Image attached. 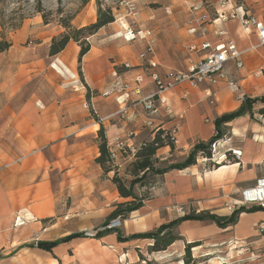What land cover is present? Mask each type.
Here are the masks:
<instances>
[{
    "label": "crops",
    "instance_id": "0c3cea01",
    "mask_svg": "<svg viewBox=\"0 0 264 264\" xmlns=\"http://www.w3.org/2000/svg\"><path fill=\"white\" fill-rule=\"evenodd\" d=\"M216 24L213 21L206 23L204 30L208 32L206 36L199 38V43H207L213 47L223 39L216 33L222 29H216ZM235 34L238 35L237 44L240 48H245L251 43L242 27H237ZM70 43L69 41L58 53L59 61L63 62L68 58ZM76 47L75 53L78 52V46ZM97 50L91 46L83 55L85 60L82 76L85 86H78L77 66L64 64L65 70L58 66V85L49 97L45 96L40 87L30 90L23 98L18 97L22 88L33 77L42 74L40 67L23 74L25 76L21 84L16 82L14 71L6 72V77L0 79V82L6 80L5 83H0V91L4 94L0 96V105L3 106L1 110L4 114L1 116L4 115L7 127L6 134H0L2 137L6 136L5 141H0L1 222L14 209L19 212L26 211L35 217L45 216L49 210L56 211L58 200L64 193L74 203V207H70L73 212H82L97 219L100 215L105 217L111 211V204L119 201L121 197L110 180L113 171L104 173L94 161L98 155L96 138L100 124L104 128L108 145L116 134L131 146L140 141V135L147 128L159 125L163 129H175L176 145L173 151H170L168 146L161 147L157 150L156 157L160 161L175 155L184 159L195 142L206 141L213 135V120L216 116L235 110L241 104V100H236L224 84L212 88L217 90L215 105L209 104L204 97L203 86L192 89L187 84H181L161 93L162 104L158 106L159 100L156 101V110L148 114L151 125H146L142 103L138 100L141 95L146 96L154 90L153 83L146 78L142 94H132L125 103V113L112 116L123 104L117 102L115 95H102L112 79L114 70L110 67V56ZM254 51L258 52L257 60L245 57L247 68L239 78L234 76L236 70L230 64L226 66L228 74L240 84L248 97H258L261 93V80H252L249 75L252 70H249L260 66L264 59V49ZM153 58L160 74L173 71L161 64L155 53ZM41 61L44 62L43 69H46V60L39 58V64ZM52 64H56L55 61H52L50 66ZM139 64H135L136 67L132 70L127 69L126 75L133 77L140 70ZM185 65L186 60L182 70ZM68 72L72 76L69 83L62 80ZM255 88L259 90L255 92ZM87 105L93 109L96 120ZM132 113H136L133 119ZM16 123L22 126L17 131ZM226 126L228 131L224 138L218 141L217 146L221 157L219 159H222L224 164L209 167L206 166V159L201 158L189 167L166 172L163 185L156 188L154 198L132 211L123 221L121 230L125 235L151 231L183 215L170 211V204L204 199L207 200L203 203L204 207L208 209L211 204L218 205L226 201V194L230 200L234 199L242 189L253 185L258 177L264 175V124L251 122L245 114L226 123ZM232 149L241 151L240 158L235 159L231 155V159L223 160V155H229ZM216 162L221 163L218 159ZM122 164L121 160L119 167ZM54 185L57 190L53 189ZM224 209L227 210L225 207L220 210ZM216 214L229 215L230 211ZM260 221L264 222L263 210L243 212L234 228L238 229L239 237H246L255 232L254 227ZM176 229L182 239L174 241L165 250L160 251L161 253L180 251L184 246L183 239L186 242L198 239L199 235L206 233V229L214 230L215 233L224 230L211 221L198 220L182 221ZM4 236L0 235V243ZM105 238L109 242L117 241L115 233L101 237L102 240Z\"/></svg>",
    "mask_w": 264,
    "mask_h": 264
},
{
    "label": "rangeland",
    "instance_id": "374dc122",
    "mask_svg": "<svg viewBox=\"0 0 264 264\" xmlns=\"http://www.w3.org/2000/svg\"><path fill=\"white\" fill-rule=\"evenodd\" d=\"M192 2V0H0V19L5 24L4 27L0 25V40L11 42L8 49L0 52V74L2 71L0 79L6 77V72L14 71L16 82L21 84L25 76L23 74L40 67L42 74L33 77L25 86L23 85L18 97L23 98L30 90H36L39 87L45 96L49 97L58 85V66L65 70L64 64L67 66L73 64L77 66L79 73L78 86H85L86 83L82 76L85 59L82 56L78 60V44L70 41L69 51H67L69 55L63 62L58 60V54L50 56L48 48L51 38L64 31L59 22L60 17L68 16L72 18L70 24L73 27H82L95 21L98 7L102 10L110 8L114 15V21L103 26L96 33L87 36L86 39L90 47L93 46L110 56L111 70L123 71V63L129 64L130 68L128 69L132 70L136 67L135 64L142 63L138 59V55L145 50L148 42L161 64L173 71L182 70L189 55V46L201 47L202 42L199 43V38L206 36L208 32L204 30V26L206 23H211L215 16L214 8L219 6V0H202L201 8L193 10ZM231 2L236 6L242 4L246 17L264 16V0H231ZM38 4L48 19L47 23H44L41 14L36 12L35 8ZM202 16L205 18L202 19ZM19 21L21 24L18 28L8 27L10 23ZM214 26L217 27L216 29L223 28L237 44L238 35L235 34V31L237 27H241L237 18H228ZM128 28L135 34L138 31L142 33L149 31L150 34L143 39L136 37L128 40L125 38ZM192 29L194 30L192 31ZM240 32L242 33V31ZM248 36L253 42V34ZM76 46H78V52L75 53ZM257 54L258 52L254 50L243 54L244 67L234 72L236 78L246 71L245 57L250 60L253 58V61H256ZM39 58L46 60V69H43L44 62L41 61L39 64ZM52 61H55L56 64L50 66ZM249 71H251L249 75L252 80L255 78L261 80L259 96H264V59L260 66L256 69L252 67ZM256 73L259 74L255 76ZM65 74L66 76H63L62 80L67 83L72 81L71 74L69 72ZM5 81L3 79L0 83H5ZM69 86L71 85L69 84ZM16 88H18L17 85ZM259 88H255V92ZM2 95L4 94L0 91V96ZM114 106L115 103H113ZM2 107L0 105V134L5 135L7 127L4 115L1 116L4 114L1 110ZM87 107L96 120L97 116L93 109L90 105ZM15 108H18L17 104ZM259 114L262 115V118H258ZM246 115L249 116L251 122H259L263 125L264 102L254 103L252 114ZM20 123H16V131L22 127L19 125ZM225 131L227 133L228 128ZM5 137L0 135V141H5ZM150 137V129L147 128L140 135V141ZM210 148L211 157L199 155L196 163L198 159L204 158L206 166L213 167L210 160H219L221 157H219V150L214 149V143ZM15 150L17 151L16 148ZM182 159L176 155L168 158L170 163L180 162ZM227 159H231V157ZM129 160L130 158L122 160L123 164L118 171L119 176L125 180L131 178L129 174H126ZM223 164L222 162L221 165ZM154 179L155 177L150 176L148 182H153ZM162 183L151 188L149 191L151 199L154 198L156 188L162 187ZM52 187L57 190V186ZM240 198V192L231 200L226 194V201L220 202L218 205L211 204L208 209L203 204L207 200L191 199L182 204H170L169 209L175 214L178 213L174 206L178 205H182L183 214L200 210H209L212 213L229 212L228 209H224L225 211L220 209L226 207V202L231 203ZM121 200L123 199L119 198V201ZM114 203L111 204L112 208ZM73 205L74 203L64 193L58 200V209L56 211L49 210L45 216L35 217L26 211L19 212L16 209L6 215L4 221H0V235H5L4 240L0 243L2 244L0 264H264V234L258 233L257 226L254 227L255 232L246 237H239L238 229L234 226L218 230L216 233L214 230L206 229L204 235H199L198 239L190 241L197 243L189 248V254L184 249L187 243L184 239V246L180 251L161 253L148 249L152 244V240L149 238H136L121 245L120 242L116 243L117 241L109 242L106 238L102 240L94 236H85L84 232L92 233L101 226L105 217L100 215L97 219L82 212L75 213L70 210L71 206L74 207ZM121 221L123 223L122 219ZM121 229L122 226L111 230L124 234ZM172 232L178 233L176 227L172 229ZM71 233H83V237L59 243L52 252L32 246L36 241H55ZM184 256L189 259V263L183 261Z\"/></svg>",
    "mask_w": 264,
    "mask_h": 264
},
{
    "label": "trees",
    "instance_id": "16d2710c",
    "mask_svg": "<svg viewBox=\"0 0 264 264\" xmlns=\"http://www.w3.org/2000/svg\"><path fill=\"white\" fill-rule=\"evenodd\" d=\"M35 9L36 12L41 14L43 22L47 23L48 19L41 6L38 4ZM71 19L72 18H69L68 16L59 18V22L63 26L64 31L51 38L48 48V54L50 56H54L61 52L66 47L68 42L72 40L79 46L78 60H80L81 57L90 49V44L86 37L96 33L103 26L113 22L114 15L110 8L102 10L100 7H98L95 21L77 28L70 24ZM20 24L21 21L10 23L8 27L11 29H16L18 26H20ZM0 25L2 27L5 26L2 19H0ZM10 45L11 42H2V40H0V52L8 49ZM258 101L264 102V96H246L235 110L216 116L213 120L215 134H213L206 141L195 142L187 156L180 162L170 163L169 160L160 161L156 157V152L161 147L168 146L170 151H173L175 148V136L171 133L170 129H163L159 125L153 126L150 129L151 137L149 139L141 140L136 145H134V151L132 152L131 160L128 162L126 170V174L131 176L129 180H125L119 176V167L114 163L110 155L109 145L105 136L104 128L100 124L97 130L96 138L98 144V155L95 157L94 161L102 168L104 173L113 171L110 180L115 185L119 196L123 199L113 204L112 210L105 216L102 224H106L112 218H119L124 221L132 211L141 208L147 200L151 199V192H149L151 188L163 182V176L166 172L175 169H184L195 164L199 155L210 158V146L212 143L218 142L220 139L224 138L226 135L225 129L227 128L226 123L239 116L252 114L253 104ZM226 157H231V154L226 155ZM212 165L213 167H218L221 165V163L212 161ZM150 176L155 177V179L153 182L149 183L148 178ZM259 210L262 209L257 206H240L233 210L229 215H219L212 213L209 210H200L197 212L193 211L187 212L168 223L161 224L157 228L148 232L124 235L118 231L105 230L97 232L94 237L101 238L109 233H115L117 242H126L136 238H149L152 240V244L149 245L148 249L150 251H162L174 241L182 239L180 235L172 232V229L179 225L182 221H211L217 227L225 229L227 227L234 226L238 222V218L241 213H251ZM77 237H83V233H71L55 241L39 240L36 241L32 246L47 252H52L53 248L57 244L68 242ZM196 243L197 242H187L184 246L186 253L189 254V248L196 245ZM182 259L184 262L189 263V259L185 256Z\"/></svg>",
    "mask_w": 264,
    "mask_h": 264
},
{
    "label": "built area",
    "instance_id": "2783aa9c",
    "mask_svg": "<svg viewBox=\"0 0 264 264\" xmlns=\"http://www.w3.org/2000/svg\"><path fill=\"white\" fill-rule=\"evenodd\" d=\"M192 1L191 7L193 10L201 8L202 0ZM214 13L215 16L212 19L214 23H220L228 18H237L241 27L247 32V35L253 34L254 41H251L245 48H240L233 39L227 37V32L222 28L216 32L218 36L223 37L222 40L213 47L209 46L207 43H202L200 48H197L195 45H190L185 69L174 70L164 75L156 70V63L153 58L154 52L148 42L145 50L138 55L139 60L142 62L139 64L140 70L130 78L126 75V70L130 68V65L123 63L122 66L124 70H114L108 87L102 92L103 96L115 94L117 96V102L121 105L123 104L112 116H121L125 113L127 108L125 103L132 94L139 96L142 94L146 78H149L154 86V90L151 93L146 96L141 95L138 97V100L142 103L146 125H151L148 114L156 110V101L159 100L158 106L162 104L163 98L161 97V93L181 84H187L192 89L203 86L204 97L207 99L208 103L212 105H215L217 94V90H213L212 88L219 86V84H224L227 91L232 94L236 100L242 101L247 96L240 84L228 74L226 66L230 64L235 70H240L244 65L242 60L243 54L249 50H257L264 47V17H246L243 5L240 4L236 6L231 0H219V6L214 8ZM204 18L205 16H202V19ZM193 30L194 29H192V31ZM149 34V31L143 33L138 31L135 34L128 28V31L125 33V38L128 40L136 37L143 39ZM258 74L259 73H256L255 76ZM135 116L136 113H132L131 118L133 119ZM258 118H262V115L259 114ZM175 131V129H172L171 133L174 135ZM213 134H215V130ZM215 144H217V142H214V149ZM109 151L114 163L119 167L121 160L131 158L134 145L129 146L116 134L113 137L112 143L109 145ZM231 151L233 158H240V150L232 149ZM223 160H227L226 155H223ZM214 161H216V159H214ZM240 197V199L234 200L231 203H226L225 208L232 212L240 206H257L264 211V175L258 177L252 186L242 189L240 191ZM174 209L178 214L184 213L182 205L174 206ZM121 226V219L112 218L106 224L97 227L92 233L84 232V235L93 237L97 232L116 229ZM256 226L258 233L260 235L264 234V222L260 221Z\"/></svg>",
    "mask_w": 264,
    "mask_h": 264
},
{
    "label": "bare ground",
    "instance_id": "6f19581e",
    "mask_svg": "<svg viewBox=\"0 0 264 264\" xmlns=\"http://www.w3.org/2000/svg\"><path fill=\"white\" fill-rule=\"evenodd\" d=\"M217 146H218V142H217V144H215V149H217ZM262 156V155H261ZM264 156V155H263ZM257 157V156H256ZM204 160V159H203ZM222 159H219L218 161H220L221 162V164H222V161H221ZM252 160V159H251ZM258 160V159H257ZM264 161V160H263ZM240 162V161H239ZM243 162V161H242ZM21 224V223H20ZM123 244V243H122Z\"/></svg>",
    "mask_w": 264,
    "mask_h": 264
}]
</instances>
